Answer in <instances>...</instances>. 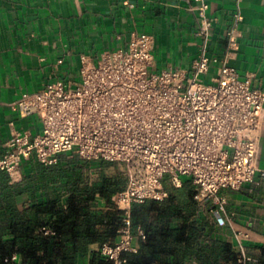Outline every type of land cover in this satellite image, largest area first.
I'll use <instances>...</instances> for the list:
<instances>
[{
  "label": "built area",
  "instance_id": "built-area-1",
  "mask_svg": "<svg viewBox=\"0 0 264 264\" xmlns=\"http://www.w3.org/2000/svg\"><path fill=\"white\" fill-rule=\"evenodd\" d=\"M196 1L198 54L189 68L152 70L153 35L131 32L124 46L104 50L95 60L81 54L74 83L48 82L12 103L19 115L37 116L41 130L12 134L4 143L0 171L9 182L21 180V164L31 155L43 164L66 154L83 163L122 165L124 187L111 195L120 214L119 237L99 247L107 264H127L125 254L137 251L134 240L145 235L132 223V206L166 197L164 179L179 187L189 177L197 203L216 204L212 213L219 225L225 223L226 202L219 190L264 179L257 163L264 92L251 85L249 75L242 77L210 53L213 21L208 4ZM240 20L235 13L228 49L237 47ZM214 63L215 74L204 80ZM246 237L233 230L237 264H259L246 251Z\"/></svg>",
  "mask_w": 264,
  "mask_h": 264
},
{
  "label": "crops",
  "instance_id": "crops-1",
  "mask_svg": "<svg viewBox=\"0 0 264 264\" xmlns=\"http://www.w3.org/2000/svg\"><path fill=\"white\" fill-rule=\"evenodd\" d=\"M204 1L208 4L206 13L213 21L210 53L218 61L224 59L242 77L249 75L251 85L264 92V0ZM197 5L196 0H0V155L12 134L34 135L41 130L37 116L19 115L12 103L23 92L38 90L48 82L77 81L81 54L95 60L104 50L124 46L131 32L143 31L154 37L152 70L189 68L198 54ZM235 13L241 16L235 25L237 47L228 49L227 31L234 23ZM217 65L210 66L204 80L215 74ZM64 157L71 158L66 154L59 156ZM31 160H36L33 155L22 162V178L14 182L18 183L20 192L7 188L4 193L9 203L20 211H26L43 198L37 184L34 191L25 189ZM257 163L264 168V103ZM162 187L166 191L164 180ZM183 188L186 192L192 188L189 177H182L179 189ZM219 194L226 201L225 223L216 222L212 213L216 204L212 202L201 211L202 218L213 223L214 232L233 244V230L245 232L247 253L254 259L264 260V179L256 176L252 183L239 189L221 188ZM90 204L92 210L116 214L113 219L110 216L94 225L84 253L77 250L57 261L40 258L41 263L93 264L92 254L99 255L102 242L117 241L120 214L112 201L108 203L96 193ZM12 236L8 227L0 230L3 240ZM140 240L139 237L134 240L137 250ZM13 259H18L16 254L10 257ZM184 263L196 264V260L188 256Z\"/></svg>",
  "mask_w": 264,
  "mask_h": 264
},
{
  "label": "trees",
  "instance_id": "trees-1",
  "mask_svg": "<svg viewBox=\"0 0 264 264\" xmlns=\"http://www.w3.org/2000/svg\"><path fill=\"white\" fill-rule=\"evenodd\" d=\"M83 165L76 158H59L54 164L31 160L25 189L34 191L37 184L43 198L26 211L9 203L5 190L19 193L20 189L0 171V218L6 220H0V230L8 227L13 233L10 239L0 238V264H43L40 258L57 261L77 250L86 251L94 225L116 214L92 210L90 200L99 193L111 203L112 193L123 188L125 180L103 174L91 180ZM165 188L168 195L162 200L132 206V223L141 227L145 238L136 252L125 254L127 264H185L188 256L196 264H237L234 244L202 218L200 213L206 209L194 199L193 189ZM12 254L18 259L10 260ZM92 263L107 264L96 253Z\"/></svg>",
  "mask_w": 264,
  "mask_h": 264
},
{
  "label": "rangeland",
  "instance_id": "rangeland-1",
  "mask_svg": "<svg viewBox=\"0 0 264 264\" xmlns=\"http://www.w3.org/2000/svg\"><path fill=\"white\" fill-rule=\"evenodd\" d=\"M65 158V157H64ZM63 158V159H64ZM67 159V158H65ZM71 159V158H69ZM83 169L86 172V175L91 179L95 180L100 175H105L108 177H116L120 181L124 182V175L122 173V165L118 162H113V161H107V160H98L94 163H84ZM183 178H186V176H183ZM164 184L168 188H173V189H179V187L173 186L170 182L167 181V179H164ZM187 188H190V184L186 185ZM193 189V186H192Z\"/></svg>",
  "mask_w": 264,
  "mask_h": 264
}]
</instances>
